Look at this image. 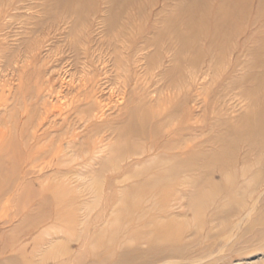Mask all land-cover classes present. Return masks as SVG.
Returning a JSON list of instances; mask_svg holds the SVG:
<instances>
[{"label": "rangeland", "instance_id": "374dc122", "mask_svg": "<svg viewBox=\"0 0 264 264\" xmlns=\"http://www.w3.org/2000/svg\"><path fill=\"white\" fill-rule=\"evenodd\" d=\"M262 242L264 0H0V264Z\"/></svg>", "mask_w": 264, "mask_h": 264}, {"label": "bare ground", "instance_id": "6f19581e", "mask_svg": "<svg viewBox=\"0 0 264 264\" xmlns=\"http://www.w3.org/2000/svg\"><path fill=\"white\" fill-rule=\"evenodd\" d=\"M199 4H200V2H199ZM202 13V12H201ZM63 26V25H62ZM62 29H64V27H62V28H60V27H57V28H54V32H57V31H59L60 30V32H61V30ZM174 33V32H173ZM162 37V36H161ZM159 39H160V37H159ZM46 41V40H45ZM179 44V43H178ZM172 45V44H171ZM117 47V46H116ZM142 47V46H141ZM169 47V46H168ZM141 49V48H140ZM122 53V52H121ZM155 53V52H154ZM154 55V54H153ZM74 64V63H73ZM73 77V76H72ZM74 85V84H73ZM68 87V86H67ZM51 90H52V88H50ZM87 89V88H86ZM48 90V89H47ZM54 92H55V90H54ZM112 94V93H111ZM120 95V94H119ZM42 96H44V97H46V96H52V94H51V91L50 90H48V92L47 91H45L43 94H42ZM120 97V96H119ZM62 101V100H61ZM83 101H84V99H83ZM70 102V101H69ZM119 102H121L120 100H119ZM118 104V103H117ZM121 104V103H120ZM102 106V105H101ZM104 106V105H103ZM53 107V106H52ZM101 108H103V107H101ZM106 108V107H105ZM104 108V109H105ZM107 109V108H106ZM69 110H71V109H69ZM103 110V109H102ZM102 110H101V112H102ZM104 111V110H103ZM108 111V110H107ZM159 111V110H158ZM105 112V111H104ZM44 120H48V116L47 117H44V119H43V121ZM53 121V120H52ZM42 123V122H41ZM41 128V127H40ZM45 133V132H44ZM102 142V141H101ZM67 144V143H66ZM263 194V193H262ZM242 197H244V196H242ZM250 205H247L246 207H244V210L245 211H250L251 210V208H253L254 206H255V204H256V202L254 201V200H251V202L249 203ZM149 240V239H148ZM263 243V242H262ZM263 245H264V243H263ZM155 245H153V247H154ZM155 248V247H154ZM154 248H152V250H154ZM173 248V247H172ZM189 248V247H188ZM166 250V249H165ZM174 250H176V248L174 247ZM152 252V251H151ZM177 252V251H176ZM175 252V253H176ZM163 253V252H162ZM160 254H161V252H160ZM155 255V254H154ZM175 255V254H174ZM168 256V255H167ZM172 256V255H171ZM171 256H169V257H171ZM177 256V255H176ZM150 258H152V256H150ZM159 258V257H158ZM168 257H166V259H167ZM163 259H165V258H163ZM172 260V259H171ZM165 262V261H164ZM199 262V261H198ZM165 264V263H164ZM178 264H181V263H178Z\"/></svg>", "mask_w": 264, "mask_h": 264}]
</instances>
